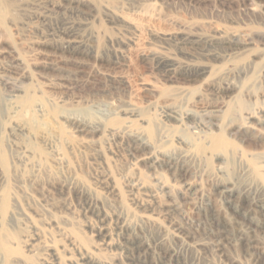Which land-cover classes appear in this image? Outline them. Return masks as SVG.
I'll list each match as a JSON object with an SVG mask.
<instances>
[{"label":"rangeland","instance_id":"1","mask_svg":"<svg viewBox=\"0 0 264 264\" xmlns=\"http://www.w3.org/2000/svg\"><path fill=\"white\" fill-rule=\"evenodd\" d=\"M259 204L264 0H0L7 264H264Z\"/></svg>","mask_w":264,"mask_h":264},{"label":"bare ground","instance_id":"2","mask_svg":"<svg viewBox=\"0 0 264 264\" xmlns=\"http://www.w3.org/2000/svg\"><path fill=\"white\" fill-rule=\"evenodd\" d=\"M71 11V10H70ZM73 13V12H72ZM69 32V31H68ZM70 34V33H69ZM74 37V36H73ZM69 40V38H68ZM179 41V40H178ZM180 44H188V45H191V46H200V45H207V46H217V47H223L225 48L226 45L228 44V41L225 37H222L220 34L218 35V37H213V38H210L209 37H196V36H185L183 37L180 41ZM80 44V43H79ZM229 45V44H228ZM231 45V44H230ZM76 46H77V42L76 40H69V41H66L65 43H63L62 45V48L66 51H69V52H74L76 51ZM78 47V46H77ZM194 48V47H193ZM78 51V50H77ZM76 51V52H77ZM157 63L159 66L165 68L166 72V75L167 77L170 79L172 78L173 74L175 73V71H171V70H168L167 71V68L168 67H171L173 68V66H175L174 64H170L171 62H168V60L164 59V58H157ZM184 67V66H183ZM196 67V66H195ZM199 68V67H198ZM201 68V67H200ZM164 70V71H165ZM177 70V69H176ZM204 69H195V68H191V67H184L183 68V78H187V79H190V78H196L202 74H204ZM176 79V78H175ZM198 79V78H197ZM190 82V80H189ZM229 89L227 88L225 91H228ZM225 91H221L219 89L216 90V92H225ZM229 92V91H228ZM125 124V123H124ZM20 127V126H19ZM21 128V127H20ZM128 127L126 126H123L122 127V131H125L127 130ZM120 130V131H121ZM137 143V142H136ZM221 143H216L215 146L217 147L218 145H220ZM140 145V144H138ZM139 147V146H138ZM169 159V158H168ZM167 164H170L171 166L173 165L172 161L168 160L166 162ZM162 184V183H161ZM163 187V186H162ZM227 190V189H226ZM255 207L260 210V213L261 212H264V204H259V205H255ZM251 208V207H250ZM245 213V212H244ZM263 216V215H262ZM8 232L6 230H4V234L0 236V258L2 259L1 262H3V264H7L8 261L10 260V255H11V246L12 244L10 243L9 241V238H8ZM110 239V238H108ZM134 241V240H133ZM126 242V241H125ZM137 243V242H136ZM136 243H131V248L133 250H138L139 249V246L136 244ZM44 244V243H43ZM104 247H109L110 245V240L109 241H104V243H102ZM126 244V243H125ZM125 244H123L125 246ZM127 245V244H126ZM141 245V244H140ZM123 247V246H122ZM127 247V246H126ZM46 248V247H44ZM123 250H126L125 254H126V257L128 259V262L129 264L130 263H134V259H133V256H132V253L128 250L129 248H122ZM143 249V248H142ZM144 250V249H143ZM139 251V250H138ZM57 254V253H56ZM137 254V253H136ZM138 255V254H137ZM137 257V256H136ZM139 257V256H138ZM93 259H96V258H93ZM17 260V259H16ZM97 260V259H96ZM94 261V260H93ZM93 261L90 257V255L88 256V253H85L84 255H81V258L79 260V262L77 264H93ZM19 262V260H18ZM95 262V261H94ZM57 263V261L55 262V264ZM176 263L178 264V262L176 261ZM17 264V263H16ZM19 264V263H18ZM46 264V263H45ZM57 264H60L59 262Z\"/></svg>","mask_w":264,"mask_h":264}]
</instances>
